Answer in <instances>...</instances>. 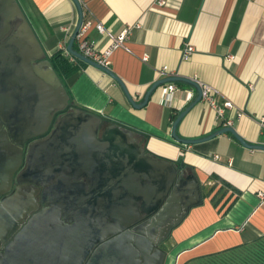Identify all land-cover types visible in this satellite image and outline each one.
Returning <instances> with one entry per match:
<instances>
[{
  "label": "crops",
  "instance_id": "0c3cea01",
  "mask_svg": "<svg viewBox=\"0 0 264 264\" xmlns=\"http://www.w3.org/2000/svg\"><path fill=\"white\" fill-rule=\"evenodd\" d=\"M18 2L46 53L63 50L77 22L73 1ZM80 2L84 22L100 21L114 33L132 26L126 42L129 50H114L109 68L136 102L143 100L152 83L164 78L158 70L165 66L174 76L217 89L220 102L230 100L234 105L225 114L233 118L237 133L248 143L264 145V0ZM86 37L100 46L106 42L93 25ZM186 42L195 50L182 61ZM65 82L73 107L133 129L144 136L146 149L156 156L172 160L181 156L189 166L185 170L198 178L203 201L172 230L165 264H193L264 239V199L257 194L264 191V151L244 147L230 133L187 146L171 136L173 116L197 95L193 85L165 83L145 106L136 109L120 85L92 65L80 61ZM168 84L175 86L171 93ZM238 110L244 112L240 117L236 116ZM221 127L214 111L200 101L181 119L176 132L194 139Z\"/></svg>",
  "mask_w": 264,
  "mask_h": 264
},
{
  "label": "water",
  "instance_id": "95a60500",
  "mask_svg": "<svg viewBox=\"0 0 264 264\" xmlns=\"http://www.w3.org/2000/svg\"><path fill=\"white\" fill-rule=\"evenodd\" d=\"M72 1L77 9V22L66 43V51L76 60L110 75L134 108L145 106L155 90L165 83L182 81L194 86L196 97L172 122L171 136L177 143L198 144L230 133L244 147L264 151V145L248 143L233 126H223L199 138L180 137L176 132L178 123L201 101L199 83L177 75L167 76L152 83L143 100L136 102L124 82L109 67L74 48L84 14L80 1ZM70 103L68 89L53 68L50 55L18 0H0V115L3 119L0 128L11 130L15 142L24 146L26 140L47 130L53 116L60 113L51 136L30 145L29 158L41 161L46 153L56 151L63 159L93 169L97 182L91 192L107 197L100 224L108 226L111 232L121 233L122 228L141 221L136 203L141 201L145 219L137 230L146 237L142 240L136 237L135 244L141 251L143 264H165L169 251L158 249L157 245L171 235L193 207L202 203L198 178L193 172L185 171L181 156L175 160L156 156L140 143L129 127L118 122L103 126L100 114L78 107L66 110ZM110 194L115 196V201L110 200ZM124 233L117 238L116 264H134L138 256L130 244L134 236L129 233L126 234L130 236H124Z\"/></svg>",
  "mask_w": 264,
  "mask_h": 264
},
{
  "label": "flooded vegetation",
  "instance_id": "af4514ba",
  "mask_svg": "<svg viewBox=\"0 0 264 264\" xmlns=\"http://www.w3.org/2000/svg\"><path fill=\"white\" fill-rule=\"evenodd\" d=\"M71 107L70 103L66 110ZM60 116L54 115L48 129L24 146L15 142L11 130L0 128V142L8 141L0 144V264H116L117 238L123 232L134 236V264H143L135 244L136 237H146L137 230L145 219L141 201L136 202L141 221L121 233L111 232L100 224L107 197L91 192L97 182L93 169L63 159L56 151L41 161L29 158L30 145L48 139ZM103 120V126L115 122ZM136 137L144 145V136ZM109 198L115 201L114 195ZM169 238L157 248L165 250Z\"/></svg>",
  "mask_w": 264,
  "mask_h": 264
},
{
  "label": "built area",
  "instance_id": "2783aa9c",
  "mask_svg": "<svg viewBox=\"0 0 264 264\" xmlns=\"http://www.w3.org/2000/svg\"><path fill=\"white\" fill-rule=\"evenodd\" d=\"M159 2L160 4L164 3L163 0H159ZM92 25L106 39V42L102 46L98 45L97 43L89 41L86 37L87 30ZM131 28L132 26L129 25L120 32L114 33L110 29L105 27L103 23H101L100 21H95L94 24L92 21H86V22L83 21L75 38L76 50L82 53L84 56L97 62L98 64L104 67H109L110 57L114 52V50L118 48L129 50V48L126 45V42L129 38ZM194 50L195 49L192 44H190L189 42L184 43L181 52V60L182 61L188 60L193 54ZM63 52L67 57H69L70 60L76 61V59L66 51L65 47L63 48ZM229 58H232V56H230ZM142 60L146 61L147 56L146 55L142 56ZM158 75L167 77V76H173V73H168L166 67L164 66L158 70ZM199 85L202 90L201 101L207 103L209 107L214 111L216 121L220 123L222 127L232 126L233 118L226 116L225 113L226 110L228 109L229 110L234 109L233 103L230 100H224L220 102L218 100L219 92L214 87L204 83H199ZM166 88L168 92L171 93L174 90L175 86L172 84H168ZM243 114L244 112L241 110L236 111L237 117H240ZM214 158L217 159L218 156L215 155ZM257 194L261 200L264 199V191H258Z\"/></svg>",
  "mask_w": 264,
  "mask_h": 264
},
{
  "label": "rangeland",
  "instance_id": "374dc122",
  "mask_svg": "<svg viewBox=\"0 0 264 264\" xmlns=\"http://www.w3.org/2000/svg\"><path fill=\"white\" fill-rule=\"evenodd\" d=\"M193 264H264V239Z\"/></svg>",
  "mask_w": 264,
  "mask_h": 264
},
{
  "label": "trees",
  "instance_id": "16d2710c",
  "mask_svg": "<svg viewBox=\"0 0 264 264\" xmlns=\"http://www.w3.org/2000/svg\"><path fill=\"white\" fill-rule=\"evenodd\" d=\"M50 61L56 73L67 88L65 80L77 70V64H80V61L70 60L69 57L64 54L62 49H58L50 55ZM176 116L177 115H174L173 118H176ZM184 166L189 167L188 165ZM169 248L170 247L166 249L169 251Z\"/></svg>",
  "mask_w": 264,
  "mask_h": 264
}]
</instances>
